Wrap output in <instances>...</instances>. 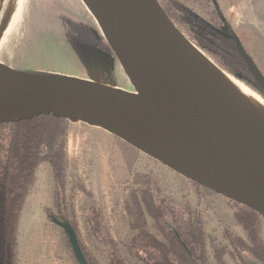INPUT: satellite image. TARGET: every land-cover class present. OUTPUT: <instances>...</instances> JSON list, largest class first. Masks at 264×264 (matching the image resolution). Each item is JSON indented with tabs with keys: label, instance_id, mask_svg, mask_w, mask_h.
<instances>
[{
	"label": "water",
	"instance_id": "1",
	"mask_svg": "<svg viewBox=\"0 0 264 264\" xmlns=\"http://www.w3.org/2000/svg\"><path fill=\"white\" fill-rule=\"evenodd\" d=\"M133 94L55 75L0 68L19 86L0 95V125L52 116L98 127L264 222V123L213 82V69L158 0H82ZM234 48L264 100V76L235 33ZM77 264H87L60 193ZM175 238L189 253L168 221ZM248 264H258L246 259Z\"/></svg>",
	"mask_w": 264,
	"mask_h": 264
},
{
	"label": "rangeland",
	"instance_id": "2",
	"mask_svg": "<svg viewBox=\"0 0 264 264\" xmlns=\"http://www.w3.org/2000/svg\"><path fill=\"white\" fill-rule=\"evenodd\" d=\"M217 1L226 20L222 33L236 34L264 76V0ZM188 7L206 18L199 5ZM0 68L68 77L133 93L81 0H0ZM65 124V191H58L56 197L49 167L38 166L19 216L18 264H77L64 232L49 220L50 215L60 217V193L63 212L76 226L87 253L95 263L108 264L90 236L86 210L100 211L109 237L119 244L130 236V193L146 179L155 181L162 196L176 206L199 211L209 264H217L213 248L224 246L223 230L242 236L221 196L195 186L103 129L80 122ZM120 250L131 258L124 247ZM246 259L255 261L243 254ZM222 261L241 264L227 255Z\"/></svg>",
	"mask_w": 264,
	"mask_h": 264
},
{
	"label": "trees",
	"instance_id": "3",
	"mask_svg": "<svg viewBox=\"0 0 264 264\" xmlns=\"http://www.w3.org/2000/svg\"><path fill=\"white\" fill-rule=\"evenodd\" d=\"M158 2L191 44L219 69L262 97L233 41L222 33L226 20L217 0ZM188 4L199 5L205 10L206 18L203 19ZM65 122L44 115L30 121L0 125V264H18L19 216L34 184L38 166L46 164L49 167L56 197L58 191H65ZM225 201L242 236L228 229L222 231L224 246L219 250L213 248L216 263L224 264L222 257L227 255L233 261L247 264L243 260V254H247L258 264H264V222L253 211ZM127 212L131 219L130 236L118 244L109 237L100 211L94 207L86 210L90 236L103 250L108 264H209L207 238L199 211L184 204L176 206L164 198L159 185L152 179H146L142 187L131 191ZM168 221L189 253L175 238ZM71 226L87 264H97L81 244L76 226L72 223ZM120 246L127 250L131 260L123 256Z\"/></svg>",
	"mask_w": 264,
	"mask_h": 264
},
{
	"label": "bare ground",
	"instance_id": "4",
	"mask_svg": "<svg viewBox=\"0 0 264 264\" xmlns=\"http://www.w3.org/2000/svg\"><path fill=\"white\" fill-rule=\"evenodd\" d=\"M199 53L207 60V62L213 69L214 84L234 97L249 112H251L254 116H256L264 123V100L243 83L239 82L238 80L234 79L233 77L219 69L204 54H202L201 52ZM18 91L19 86L5 83L0 80V95ZM127 93L133 94L131 92Z\"/></svg>",
	"mask_w": 264,
	"mask_h": 264
},
{
	"label": "crops",
	"instance_id": "5",
	"mask_svg": "<svg viewBox=\"0 0 264 264\" xmlns=\"http://www.w3.org/2000/svg\"><path fill=\"white\" fill-rule=\"evenodd\" d=\"M71 123V122H70ZM76 124V123H75ZM17 260H18V248H17Z\"/></svg>",
	"mask_w": 264,
	"mask_h": 264
},
{
	"label": "flooded vegetation",
	"instance_id": "6",
	"mask_svg": "<svg viewBox=\"0 0 264 264\" xmlns=\"http://www.w3.org/2000/svg\"><path fill=\"white\" fill-rule=\"evenodd\" d=\"M240 41V40H239ZM240 43H241V41H240ZM241 45H242V43H241ZM243 47V46H242ZM245 50V49H244ZM245 52H246V50H245ZM247 53V52H246Z\"/></svg>",
	"mask_w": 264,
	"mask_h": 264
}]
</instances>
